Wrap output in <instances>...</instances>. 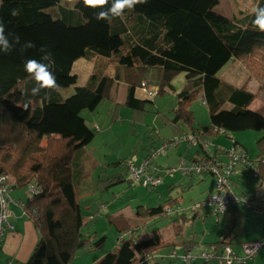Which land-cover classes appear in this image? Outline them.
<instances>
[{"label":"trees","instance_id":"16d2710c","mask_svg":"<svg viewBox=\"0 0 264 264\" xmlns=\"http://www.w3.org/2000/svg\"><path fill=\"white\" fill-rule=\"evenodd\" d=\"M254 1L256 7H264V0ZM219 3L220 0H146L132 9L125 8L122 17L97 20L94 13L110 8L112 0L102 8L85 7L83 0H0V21L5 26V35L10 42H13L10 33L20 37V43L10 52H0V153H4L0 158V175L15 176V182H10L9 204L15 202L11 195L14 189H26L22 210L26 216L29 214L40 234L27 264H73L79 250L96 251L104 245L105 236L96 234V240L91 236L84 238L85 218L79 200L93 186H85L87 176L83 172L80 175L78 170L73 171L76 159L72 154L91 143L97 133L96 128L87 124L82 111H93L103 100L114 99L120 81L128 83L126 104L141 112L144 103L153 98L141 89L148 79L144 75L149 68L158 67L161 71L160 83H155L157 95L174 89L172 80L184 72L187 83L178 93L172 121L184 126L186 134L197 133L201 141L202 136L216 137L222 131L226 134L250 129L264 131V116L248 108L256 95L224 82L219 76L220 70L237 55L249 54L264 45V32L254 26L252 11L241 17L218 19L214 8ZM12 9H19L20 14L12 16ZM29 41L35 46L21 52V45ZM42 47L51 53V61L43 63H52L50 70L59 88L41 89L33 96L31 89L36 81L24 70V62L28 58L40 61L44 55ZM90 54L108 57L114 64L124 66V74L93 72L85 84L77 85L74 66L77 60ZM71 86L75 87L74 92L65 97L62 90ZM200 95L211 120L204 128L195 125L190 108ZM227 103L233 107L225 108ZM201 141L194 145L201 149H196L190 159L182 158L184 164L212 161V154ZM260 150L256 159L244 150L256 166L264 157V137ZM128 163L124 177L116 176L109 181L122 179L131 186L155 187L132 180ZM258 169V178L264 183V164ZM105 183L108 182L104 181L106 188ZM32 185L40 188L38 194L31 192ZM178 206L179 197L169 193L155 207H138L132 217L109 216L110 222L118 227V244L98 264H167L162 249L168 248L169 252L180 245L189 252L186 247L190 241L175 244L164 240L159 230H152L149 238L142 239L147 221L141 220L171 214L175 236L179 238L192 218L177 213ZM167 207L175 211L168 214ZM201 209L194 211L193 219L203 214ZM13 230L15 226L10 229L3 225L0 249L6 233Z\"/></svg>","mask_w":264,"mask_h":264},{"label":"rangeland","instance_id":"374dc122","mask_svg":"<svg viewBox=\"0 0 264 264\" xmlns=\"http://www.w3.org/2000/svg\"><path fill=\"white\" fill-rule=\"evenodd\" d=\"M234 6L232 0H220V3L216 6L215 16L218 19H227V16L230 17V12L233 11ZM49 11L52 12L51 9ZM108 62V57L97 54H90L77 60L73 69V72L78 75L77 85L85 84L91 73L104 69L103 66L97 65V63L108 64ZM235 72L240 76L237 65L231 63L228 65L227 63L220 70L219 76L224 82H227V74ZM160 74L161 71L158 67L149 68L146 71L144 79H148L141 89L147 94L148 92L145 89H152L151 91H154L155 95L144 103L141 112H136L134 108L126 104L128 88L123 81L120 82L117 97L103 100L93 111L89 109L82 111L87 124L92 129H97H95L97 133L94 140L77 153L72 154L73 159L83 161L85 165L92 162L95 165V168L90 172L94 183L93 187L90 188L89 194L82 196L79 200L85 218L82 232L84 238L90 236L95 238V235L98 234L99 237L105 236L106 239L104 245L96 251L79 250L76 252L73 257V264H90L91 262L92 264H98L106 253L115 249L119 238L118 227L110 222L109 216L117 215L119 211H123L126 215H133L140 206L155 207L167 199L169 193L181 199L185 213L192 220L186 223L184 233L181 232L182 235L178 239L173 229L174 214L169 216L158 215L141 220L140 222L147 221L145 235L142 239L149 238L152 230H159L164 240H170L175 244L177 240H187L193 236L196 245L191 251L197 254L198 257L192 263L183 262L177 257L165 258L164 262L167 264H225L221 259L206 261L200 257V250L209 249L212 242H221L232 245L238 254L243 256L242 242L251 239L264 240V215L255 214L242 205H238V207L225 214H215L210 212V208H207L208 216L199 213L193 219V204L207 199L209 193L216 191V180L210 174L197 175V173H192V175H188L180 170L182 158L190 159L196 149H201L200 146L196 148V146L190 145L185 139L187 135L184 130L185 127L172 121L173 109L178 105V93L185 87L187 78L184 72L177 74L172 80L174 89L166 90L157 95L159 89L155 86V83H160ZM229 83L238 84L239 79ZM260 85L261 87L257 85V88L261 90L264 88V82ZM222 87L223 84H221L220 90ZM74 89L75 87L71 86L63 89L62 93L66 97L71 95ZM261 93L264 95V91ZM263 95L256 97L254 104L257 100L262 101L258 103L257 108L260 113L264 114ZM230 107H232L230 103L225 106L227 109H230ZM190 108L194 113L195 125L198 128L210 125L209 109L207 104L203 102L201 95L194 99ZM263 137V130L250 129L229 132L228 134L221 132L216 137L211 136L214 144L208 151L212 155H217L219 159L227 160V155L218 153L217 150L218 147L231 149L234 147V139L238 143V150H247L250 157L256 159L255 157L261 154L260 141ZM173 139L177 142H171ZM164 146L166 152L158 156L155 155V152ZM3 157L4 155L1 154L0 158ZM130 159L135 164H141L148 159L152 165L157 167L161 183L154 188H145L131 186L122 179L115 180L113 183L110 182V178L124 177L128 173L126 161ZM10 177L15 179L12 174ZM77 179L76 176V185L78 184ZM104 181L108 182L105 183L106 188L103 186ZM235 181L236 186L234 189L238 195L254 192L257 184L261 191L264 190V183H261L258 176L246 166L237 169ZM171 186H173V189H170ZM23 191L26 195V189H23ZM78 191L81 192L82 187ZM11 195L13 196L12 193ZM12 204L13 202L9 204L10 215L12 214ZM24 216L26 215L22 212V217ZM34 230L37 234V245L40 234L38 230ZM185 251L183 247H179L177 255ZM161 252L166 254L168 248L162 249ZM0 264H3L2 255H0ZM248 264H264V247L255 258L248 261Z\"/></svg>","mask_w":264,"mask_h":264},{"label":"built area","instance_id":"2783aa9c","mask_svg":"<svg viewBox=\"0 0 264 264\" xmlns=\"http://www.w3.org/2000/svg\"><path fill=\"white\" fill-rule=\"evenodd\" d=\"M147 91V89H145ZM150 96H154V91H148ZM223 132V131H222ZM203 141L197 133L187 134L185 139L190 145H198L201 141L204 146L209 149L214 141L211 137H206ZM171 142L176 143L177 140H172ZM237 141L233 139V146L231 149H223L218 147V153H223L227 155V160H222L217 158V155H212V161H201L193 164H184L181 161V168L187 174L197 173V174H211L216 180V191L210 195L207 200L202 204L196 206L197 209L207 207L210 211L215 214H225L230 210L235 209L238 205L249 209L253 213L264 215V193L261 192H248L241 193L238 195L234 187L236 186L235 175L239 167L246 166L250 168L256 176L259 174V165L264 164V157L260 160V164L256 166L248 160V156L245 154L244 149H237ZM166 152V147H162L159 151L155 152V155H161ZM129 174L132 180L141 181L143 185H159L161 183V177L159 176L158 169L156 166L152 165L149 160H145L141 164H135L129 161ZM11 177L9 175H0V241L2 240L3 225H7L10 229L14 226L9 221V201H10V184ZM31 192L37 191L36 194L40 192L34 185L30 188ZM260 190V188H259ZM166 211L168 214L173 213L175 210L171 207H167ZM35 210H32V214ZM29 216V215H28ZM264 247V240L257 239L250 242L241 243V249L243 256H240L238 252L227 243H222V245H214L211 249L201 250L200 257L206 261H211L214 259H221L225 264H247L252 258H255L260 250ZM178 255L173 253L171 257L175 258ZM198 255L189 252H185L181 255L183 262L191 263L197 259Z\"/></svg>","mask_w":264,"mask_h":264},{"label":"crops","instance_id":"0c3cea01","mask_svg":"<svg viewBox=\"0 0 264 264\" xmlns=\"http://www.w3.org/2000/svg\"><path fill=\"white\" fill-rule=\"evenodd\" d=\"M232 1H233L235 6H234L233 11L230 12L231 13L230 17L227 16L228 19H232L233 17L235 18V17L244 16L245 14L249 13V11H252V9L254 7H256V5H254L255 4L254 0H232ZM216 11L217 10H216V6H215L214 12L216 13ZM230 63L232 65H237L238 70L240 72V76L238 74H236V72L233 74H227V83L239 79L238 84H235V83H230V84H233L235 87L244 88L250 92H253L255 95H257L256 97L263 95L261 92L264 91V88L260 90L257 88V85L261 87L260 84L264 82V45L255 47L254 50L249 54L237 55L235 58H233L231 61H229L228 65ZM97 65L104 67V69L100 70L99 72L112 73V74H115L118 72V73L124 74V67H122L118 63L114 64L113 62L110 61V59H109V62L107 65L101 64V63H97ZM105 65L109 66V67L106 68ZM112 65H115V66H112ZM122 81L127 85V88H128V83H126L124 80H122ZM120 82L118 84V89H117V93H115V97H117L116 95L119 93ZM254 100L251 102V104L249 105L248 108L252 111L260 113L257 106H258V103L262 102V101L257 100V102H255V104H254ZM232 107H233V105H232ZM232 107H230V108H232ZM260 114H262L264 116L263 113H260ZM146 160H148V159H146ZM93 168H95V165L93 164V162L85 165L83 161H77V159H76V163L74 165L73 171L76 172V170H78L80 175L83 172L87 176L85 186H87V185L93 186L94 183L91 179L92 174L90 173ZM180 170L184 174H187L181 168V163H180ZM188 175H192V174H188ZM202 179H203V177H202ZM12 182H15V180L13 179ZM256 186L254 188L255 192L264 193V190L261 191V190H259V186H257V187ZM213 193L214 192L209 193L208 197L210 195H212ZM12 194H13V198L15 199V202H13V204L11 206L12 214L10 216V220L14 224L15 230L9 231L6 233V235L3 239V244H2L1 249H0V255H2V263L3 264H27L29 262L30 258L32 257L33 253H34L33 251L35 250V246H37L36 245L37 234L34 230L36 228L34 227L32 221L29 220L30 218L28 216H24L26 218L22 217L23 206L21 203L25 201L24 200L25 199L24 192L14 189L12 191ZM205 200H207V199H205ZM205 200L198 201L195 204H193V206H192L193 212L197 211L198 209L196 208V206L198 204L203 205L204 204L203 202ZM206 209H207V207H204V206L201 209L203 211V215H204V212L206 213V215H208V211H206ZM175 210L177 213H185V208L182 205L180 198H179V206L176 207ZM119 214H122L126 217H132L134 215V214L133 215H126L123 211H119L117 213V215H119ZM183 233H184V231L182 232V234ZM149 237H150V234H149ZM192 240H195V238L193 236H191V238H189L187 240H177L176 244L183 245L184 241H190L189 245H188V247H186V249L191 250L194 247V245H196V241L193 242ZM253 240H257V239H251L249 241H244V242H250ZM221 244H222L221 242H217V243L212 242L210 244L211 247L209 249H211L214 245H221ZM179 247H181V246L177 245L176 249L167 252L165 254V256H167L166 258L172 259L173 257H171V255L173 253L177 254ZM206 250H208V249H206ZM184 253H182V254H184ZM182 254L178 255L177 258L181 259ZM94 262H96V261H94ZM90 264H92V262Z\"/></svg>","mask_w":264,"mask_h":264},{"label":"clouds","instance_id":"9594fccd","mask_svg":"<svg viewBox=\"0 0 264 264\" xmlns=\"http://www.w3.org/2000/svg\"><path fill=\"white\" fill-rule=\"evenodd\" d=\"M146 0H112L111 7L107 10H101L99 12L94 13V16L97 20L103 19H111L112 17H122L125 8L132 9L136 4L145 3ZM108 3V0H83V4L85 7H103ZM252 12L255 14V19L253 21L254 26L261 32H264V7H254ZM20 14L19 9H12L11 15L18 16ZM13 35V42H10L8 37L5 35V26L2 21H0V52H10L15 44L20 43V37L15 34ZM35 45L32 42H26L21 45V52L28 48H32ZM41 52L44 53L41 60L38 61L36 59L28 58L24 62V70L29 73L32 78L36 81V86L31 89V94L33 96L39 94L41 89H58L59 85L57 84L56 77L54 73L50 70L52 68V63L45 64L43 61L48 60L51 61V53L47 52L43 47L40 49ZM23 108L26 110L28 108V104L25 103ZM131 160H128V162ZM11 179L10 182H12ZM154 186V185H153ZM28 214V213H27ZM29 215V214H28ZM10 221V220H9ZM10 223L14 226V224L10 221Z\"/></svg>","mask_w":264,"mask_h":264}]
</instances>
